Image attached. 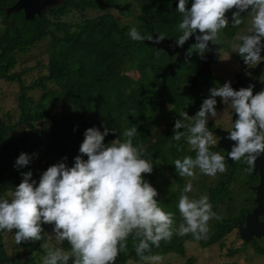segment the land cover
I'll list each match as a JSON object with an SVG mask.
<instances>
[{"label":"trees","instance_id":"obj_1","mask_svg":"<svg viewBox=\"0 0 264 264\" xmlns=\"http://www.w3.org/2000/svg\"><path fill=\"white\" fill-rule=\"evenodd\" d=\"M14 4L15 0H0V81L18 85L14 108L0 106V194L17 186L23 172L32 171L37 179L39 173L65 157L72 166L87 128L116 129L105 137L107 144L125 127L136 125L145 157L159 163L154 164L151 174H144L145 178L157 189L161 206L173 212L179 223L176 205L186 178L176 174L172 161L195 153L183 138L179 142L171 139L173 125L181 112L194 116L209 89L221 84L213 83L218 79L213 72H206L198 77L196 88H191L202 56L196 53L195 65L188 66L183 62L188 57L192 60L193 53L177 61L148 41H132L127 32L136 26L142 33H163L175 39L180 19L164 0H66L34 19H26L22 10H4ZM114 11L128 20L116 17ZM37 49L43 50L38 59L24 67L20 58ZM34 74L37 77L26 80ZM58 105L60 111L53 113ZM217 106H221L219 97ZM208 126L217 128L213 123ZM210 150L225 155L217 144ZM22 152L29 154L31 162L18 169L14 165ZM225 163L224 173L199 175L189 194L197 198L207 194L222 219L209 222L205 238L196 241L191 235L173 236L152 248L153 254L184 257L188 243H197L202 249L223 248L238 224L245 222L256 207L252 188L259 184V177L251 174L243 160ZM164 173L171 178L170 183L164 180ZM237 237L240 239L239 234ZM42 242L16 245L12 233L0 232V264H35L43 254ZM134 243L129 237L126 251L115 264H142ZM242 243L236 250L229 248V256L246 251L248 246L264 255L262 243ZM62 246L68 248L67 242ZM185 264L197 263L188 258Z\"/></svg>","mask_w":264,"mask_h":264},{"label":"clouds","instance_id":"obj_2","mask_svg":"<svg viewBox=\"0 0 264 264\" xmlns=\"http://www.w3.org/2000/svg\"><path fill=\"white\" fill-rule=\"evenodd\" d=\"M178 0L176 25L179 35L175 44L182 46L190 37L195 43L189 54L200 56L219 45L223 30L246 25L231 44L248 68L264 61V0ZM244 13V15H242ZM128 37L135 42L159 43L166 36L142 33L136 26L129 28ZM254 85L235 89L231 81L209 89L194 116L181 112L173 125L174 141L184 142L195 153L172 161L176 174L186 178L177 202L181 220L166 211L157 199V189L144 174L153 172L158 160L145 157V146L136 125L125 127L119 137L105 143L110 132L107 126L89 127L72 166L66 157L33 179V172L21 173L22 181L7 194H0V232L12 233L16 245L43 241V254L38 264H115L127 249L128 239L135 241L134 251L142 264H162V257L153 254L161 241L173 236L191 235L193 240L205 238L211 220L222 217L213 210L207 194L198 198L193 193V181L199 175L215 177L226 171V159L241 161L251 170L264 155V89L253 92ZM230 110L235 120L225 130L224 139L232 141L227 156L211 151L216 145L209 119L216 121L217 98ZM87 157L85 159L84 157ZM31 162L27 153H20L15 167ZM52 225L51 234L44 225ZM48 239L45 240L44 237ZM67 242L68 248L62 245Z\"/></svg>","mask_w":264,"mask_h":264},{"label":"rangeland","instance_id":"obj_3","mask_svg":"<svg viewBox=\"0 0 264 264\" xmlns=\"http://www.w3.org/2000/svg\"><path fill=\"white\" fill-rule=\"evenodd\" d=\"M113 14H115L116 17L123 19V20H128L127 18L123 17L122 14L118 11H114ZM45 49V48H44ZM43 50L40 51V49L35 50L34 53L31 55L20 58V61L25 64L24 67H30L34 64V60L38 59V54H40ZM192 60L189 61V57L184 64L190 66L195 65L196 62L193 60H198V56L196 52H192ZM195 57V58H194ZM180 65L181 67L184 66ZM222 66V63L214 67V75L218 78L212 80L213 83H220L221 85L226 82V81H231L232 78L230 77L229 74H223L222 69H220ZM23 68V67H22ZM131 73V74H130ZM129 74L132 76H136L135 74H132L130 72ZM34 77H37L36 74L34 75H29L26 77L27 81H30L29 79H32ZM220 79V80H219ZM217 86V85H215ZM18 92V85L16 83H6L5 81H0V106L6 107L7 109H12L14 108V96ZM13 95V97L10 98V100H7L8 95ZM221 98H219V101ZM221 103V102H220ZM225 105L221 103V106H217V112H218V117L216 118V121L213 118L209 119V123H213L217 128H221L224 130H227L231 123H232V114L230 110H225ZM60 111V105L55 107L53 113H57ZM217 143H218V138H216ZM40 173L37 177V181L39 180ZM164 180L167 182H171V178L167 173H164ZM44 231L51 234V229L52 225L45 224L44 226ZM237 230L233 231V233L230 234L229 238L225 241V247L221 248L220 246H215L211 249H202L197 243H188L186 245V255L184 257L178 256L176 254H168L162 257V264H185L188 258H194L196 260L197 264H264V255L256 254L254 249L250 246L247 247L246 251H242L241 253H238L234 256H229V248L232 249H238L241 246H243V243L241 239L237 237ZM36 263L38 264L39 259H35ZM31 261H29L30 264Z\"/></svg>","mask_w":264,"mask_h":264},{"label":"water","instance_id":"obj_4","mask_svg":"<svg viewBox=\"0 0 264 264\" xmlns=\"http://www.w3.org/2000/svg\"><path fill=\"white\" fill-rule=\"evenodd\" d=\"M60 3V0H18V3L12 7L8 13L22 10L24 11L26 19H34L36 15H42V13L48 8L56 6ZM194 43V37H190L189 40L182 46H177L172 40L168 39H163L159 43L153 40L150 45L155 46L158 50H162L167 54L172 55L175 53H184L187 49H189L190 45ZM208 52V56L205 58L203 66L197 71L192 79L191 88L197 85V79L201 74L211 71V64L213 63L215 56H210V51ZM250 83L254 85V94L261 89H264V82L259 83L258 81H252L251 79L241 77L237 78L234 87L235 89H239L241 87H247ZM232 120H235V115H233ZM213 131L214 135L218 138L217 147L225 152L226 157V151L230 150L231 144L234 142L224 139L227 135V132L224 129L215 128ZM226 161L230 164L233 163L231 160L226 159ZM251 174L259 177V184L252 188L253 192L256 194V207L246 216L245 223L238 224V233L241 239L245 242L252 241L254 238H264V222L260 221V217L264 216V155L257 159L255 166L251 170Z\"/></svg>","mask_w":264,"mask_h":264},{"label":"flooded vegetation","instance_id":"obj_5","mask_svg":"<svg viewBox=\"0 0 264 264\" xmlns=\"http://www.w3.org/2000/svg\"><path fill=\"white\" fill-rule=\"evenodd\" d=\"M61 3L66 0H60ZM169 6L170 9L175 13L176 17L180 19L179 13L176 12V6L178 3V0H164ZM18 3V0H15V4L11 7L4 8L6 12H9V10L14 7ZM191 4V0H189V7ZM235 11V9L230 10L226 15L229 17L230 20V26L223 30V35L221 37V41L219 45H211L210 44V56H215L213 63L211 64V71L214 72V67L221 64L222 66L220 69H222L223 74H229L232 78V86L233 88L237 78H247L251 79L252 81H258L259 83L264 82V61H262L259 65H257L255 68H248L242 61V59L236 54L231 52V44L235 42V38L238 34H241L243 29L246 25H241L238 28H232L231 27V12ZM244 15V13H242ZM154 37L157 36V34L153 35ZM168 40H172L175 43V39L171 38H165ZM148 44H151V41H148ZM191 47V45H190ZM189 47V49H190ZM189 49H187L184 53H175L172 55H169L171 58L179 61L183 57H186L187 54H189ZM215 51V52H214ZM208 52V51H207ZM205 53L204 56H202L201 64L199 69L203 66V63L205 61V58L208 56V53ZM212 53V55H211ZM261 55H264V52L261 53ZM191 86V85H190ZM196 88V86H194ZM193 87V88H194ZM256 197V194H255ZM255 199V198H254ZM255 201V200H254ZM252 212V211H251ZM260 221L264 222V216L260 217ZM245 223V222H244ZM238 232V229H237ZM239 234V233H238ZM240 236V235H239ZM241 239V237H240ZM242 241V239H241ZM243 242V241H242ZM255 244L262 243L264 248V238L257 239L254 238L252 240Z\"/></svg>","mask_w":264,"mask_h":264}]
</instances>
